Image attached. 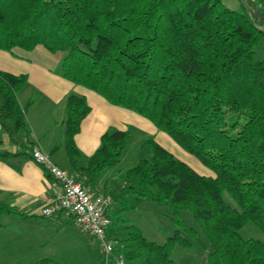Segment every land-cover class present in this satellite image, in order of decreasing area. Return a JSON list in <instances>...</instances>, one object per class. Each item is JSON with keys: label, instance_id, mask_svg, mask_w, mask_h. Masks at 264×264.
Here are the masks:
<instances>
[{"label": "trees", "instance_id": "trees-1", "mask_svg": "<svg viewBox=\"0 0 264 264\" xmlns=\"http://www.w3.org/2000/svg\"><path fill=\"white\" fill-rule=\"evenodd\" d=\"M240 1L232 10L221 0H0V51L62 54L65 80L149 121L214 175L197 174L145 139L149 157L125 171L112 204L131 197L166 205L177 230L163 244L134 226L124 227L123 238L108 230L124 264H175L173 245H191L180 230L196 234L178 217L182 210L210 243L208 264H264V242L239 235L247 224L264 233V58L254 51L264 38V4ZM26 80L0 71V127L12 143L26 129L17 100ZM65 109L66 155L92 189L119 164L130 134L109 129L80 167L74 137L90 107L71 94ZM15 213L0 204V218Z\"/></svg>", "mask_w": 264, "mask_h": 264}, {"label": "crops", "instance_id": "crops-1", "mask_svg": "<svg viewBox=\"0 0 264 264\" xmlns=\"http://www.w3.org/2000/svg\"><path fill=\"white\" fill-rule=\"evenodd\" d=\"M229 1L233 3L232 10L239 9L240 0ZM249 1L264 4V0ZM260 47L264 58V38L255 48ZM62 59V54H50L42 47H36L30 52L19 49L0 51V71L27 78L17 92L18 103L25 108L26 121V129L19 137L20 142L12 143L0 127V204L16 210L17 214L5 216L4 225L17 223V228L23 230L18 234L22 247L27 248L38 264L64 257L68 250L73 253L78 247L80 234L73 230L76 226L60 215L52 218L40 216L41 209L59 194L60 188L30 159L29 151L33 148L41 149L59 169L65 172L70 170L68 174L75 175L77 181L82 183L83 179L73 172L63 145L66 98L71 94L82 96L90 107V113L81 122L79 133L74 137L80 152L77 163L80 167L86 166L106 131L127 130L124 118L129 117L126 110L111 106L97 94L65 80L61 71ZM112 171L93 184L96 191L109 197L112 195L107 188H114ZM97 249L99 251V244ZM87 252L90 256L88 249Z\"/></svg>", "mask_w": 264, "mask_h": 264}, {"label": "rangeland", "instance_id": "rangeland-1", "mask_svg": "<svg viewBox=\"0 0 264 264\" xmlns=\"http://www.w3.org/2000/svg\"><path fill=\"white\" fill-rule=\"evenodd\" d=\"M223 3L230 9L234 7L232 6L233 3H230L229 0H223ZM256 53V60L260 61L262 59V47L256 49ZM126 112H128L129 117L124 118V125H126L127 131L130 134L127 148L122 155L119 165L116 168L112 167L104 170L101 175V178H103L107 172L113 170L114 177L112 183L114 188L112 186L107 188L111 192L110 195L112 197L123 186L125 171L133 167L139 160L149 157V150L142 147L144 140L149 137H153L164 149L191 167L197 174L206 177L214 176L208 168L204 167L195 157L186 153L168 135L158 131L149 121L132 112ZM67 173H70V170ZM93 190H95L94 187ZM222 197L227 205L237 208V205L228 193L224 192ZM120 202L122 203L121 200ZM120 202L114 203L108 210V218L113 224L109 229V234L113 235L117 230H120L119 232L123 238L126 232L124 227L134 226L146 240L163 244L177 230L176 224L170 219V209L166 205L143 199L136 200L131 197H128L126 204L124 202L121 204ZM5 216L0 218V264H38L35 258L30 256L27 248L22 247L21 241L18 238V234L23 230L20 231L17 228L16 222H14L16 224L10 223L9 225L7 223L4 225ZM178 217L186 226L194 230L196 234L194 238H190L183 230H180L181 236L189 240L191 245L184 247L180 243H175L170 252V259L175 264H208L211 251L210 243L203 234L199 224L188 210L180 211ZM22 228L24 227L22 226ZM73 230L80 234L78 247L75 248L73 253L68 250L64 257L61 256V258H54L39 264H103L102 256L97 249V241L82 233L78 228H73ZM239 235L244 240L252 239L264 242V233L252 224L243 226L239 230ZM117 238L120 237L117 236ZM113 243L115 245L116 241H113ZM86 247L89 250L90 256H88Z\"/></svg>", "mask_w": 264, "mask_h": 264}, {"label": "built area", "instance_id": "built-area-1", "mask_svg": "<svg viewBox=\"0 0 264 264\" xmlns=\"http://www.w3.org/2000/svg\"><path fill=\"white\" fill-rule=\"evenodd\" d=\"M29 156L60 188L59 194L41 209L40 216H62L98 242L103 264H124L123 256L114 252V243L107 236L111 226L108 218L111 197L85 187L75 175L59 169L41 149H31Z\"/></svg>", "mask_w": 264, "mask_h": 264}]
</instances>
